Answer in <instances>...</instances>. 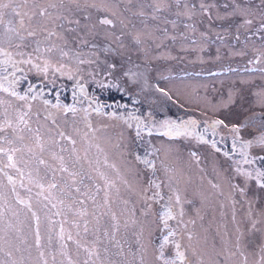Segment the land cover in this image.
Here are the masks:
<instances>
[{"label": "snow or ice", "instance_id": "snow-or-ice-1", "mask_svg": "<svg viewBox=\"0 0 264 264\" xmlns=\"http://www.w3.org/2000/svg\"><path fill=\"white\" fill-rule=\"evenodd\" d=\"M168 43L201 64L219 44L214 61L248 57L247 75L223 91L220 80L209 98L208 84L154 67L185 58ZM0 57L12 69L0 68V264H264V0H0ZM21 65L44 86L17 76ZM223 72L237 69L207 75ZM61 77L72 82L71 103ZM88 83L120 101L100 102ZM150 91L215 118H158L151 103L141 112L138 97ZM234 107L243 119L217 115ZM93 114L116 123L96 127ZM201 124L231 137L223 156L233 175L214 166L206 185L200 154L178 144L220 153Z\"/></svg>", "mask_w": 264, "mask_h": 264}, {"label": "rangeland", "instance_id": "rangeland-1", "mask_svg": "<svg viewBox=\"0 0 264 264\" xmlns=\"http://www.w3.org/2000/svg\"><path fill=\"white\" fill-rule=\"evenodd\" d=\"M193 2H198V0H193ZM218 3L222 4L224 0H217ZM169 19H175L174 16H169ZM183 23V22H180ZM169 30L173 34L179 35L182 28H177L173 30L171 26L169 25ZM243 39V37H242ZM220 46L219 44H212L203 55L205 56L206 60H209V57H212L213 60H210L208 63L201 64L199 62L193 63L196 59L197 53L195 52H181L179 43L173 45L171 43H168V49L172 52V55L178 56V57H185L184 59H177V60H158L155 62L154 67L158 69L159 72H163L164 75L174 78H181L183 77L185 82L192 85L193 87L198 86L200 84H208L209 87L207 89V95L209 98H212L217 95V92L214 89H220L221 86L219 84L220 80H224V88L221 89L226 90L228 83L231 80L239 79L240 77L246 76L247 74L243 72V68L245 66V62L248 59V57H236L232 59H224L218 62L214 61L215 56V50L216 48ZM83 51H87V49H84ZM221 51L223 52L224 49L221 47ZM249 56H251V51H249ZM103 58V57H102ZM135 59V57H133ZM0 59H3L0 57ZM231 66L232 68L237 69L236 73H229V72H223L222 75L218 77L208 76V71L213 72H221L222 67L227 68L228 66ZM22 67H25L24 73L17 72V76L21 75H27L28 81L31 83L37 85V87H43L44 84L42 83L43 77L41 75H38L35 70L28 72L27 66L21 65ZM7 67L8 71H12L10 66H5L0 64V68ZM86 67V66H85ZM201 73V75L197 76L196 73ZM7 74V73H5ZM187 74V75H186ZM58 75V74H57ZM89 78L85 76V80L87 81ZM46 82V81H45ZM153 83H160L161 86H166L164 81H158L153 80ZM257 83H259V80L257 78ZM57 85H67V88L62 91L61 93V100L65 103H71V88H72V82L67 81L66 78H59L57 80ZM214 86V87H213ZM26 82L23 86L22 90H26ZM57 91H61V88L58 87L56 89ZM87 91L94 96H98L100 102H107L112 103V98H115L116 101H120V93H118L116 90H112L111 93H108L107 91H100L97 89V87L92 84L88 83L87 85ZM0 95H4L3 93H0ZM200 95H205V89L200 88ZM157 94L150 92L144 93L142 97H138L142 100H144L143 107L141 108V112H143L146 108H148L149 104H153V108L156 109L159 113L158 118L167 115L171 116L172 118H182L187 119L188 117H193L199 121H204L208 119L209 117H214V114L212 112H208L207 115L202 114L199 108L194 103H186L183 108H181L178 104H174L170 101L166 102L164 100L157 101L156 99ZM47 98L51 99L52 97L49 95ZM82 99V98H81ZM127 99V98H125ZM250 100L251 97H248ZM153 101H156L153 103ZM77 107L79 108H87V101L84 102V104H78ZM132 105L130 104L129 108L131 109ZM106 111H111V109H106ZM120 111H125L124 109H120ZM234 114H239V118L243 119V109H240L238 107L232 108L228 112H222L217 115H219L221 118L227 117L229 120L235 121L237 119V116ZM92 123L94 126L99 127L101 124H111L116 123L115 121H110L105 117H99L93 114L91 117ZM69 124L71 125V120H69ZM76 127L83 130L84 129V123L77 118V124ZM69 131H71V128H69ZM111 131V129H109ZM199 133H202L206 136L208 139H216L219 143L218 146L221 147L222 151L220 153L214 152L213 149L209 145L205 144H197L195 140H184L183 142H178L179 147L181 148V151L187 155L189 151H197L200 156L203 159V162L201 164V167L205 169V185L207 179H212L215 176V172L213 171V167L215 166L217 169L224 171L228 175H233L231 168L229 167L232 163L230 160L225 158L223 156V151H229L231 148V137L224 131L218 130L215 137L212 136V129L209 128L207 132H204V125L201 124V126L197 130ZM224 136L225 139L223 142L221 141V136ZM245 137L247 138V133H244ZM167 139V138H165ZM154 142H159L154 141ZM66 143V142H65ZM95 149L93 148L91 150L90 155H95ZM233 159H240L238 155L234 156ZM193 177L194 181L198 183L199 180V174L196 169H193ZM6 182V181H5ZM233 182H236L235 179H233ZM195 186V185H194ZM253 191L255 189L253 188ZM22 192V190H21ZM23 194V192H22ZM191 198V197H190ZM58 219V218H57Z\"/></svg>", "mask_w": 264, "mask_h": 264}, {"label": "flooded vegetation", "instance_id": "flooded-vegetation-1", "mask_svg": "<svg viewBox=\"0 0 264 264\" xmlns=\"http://www.w3.org/2000/svg\"><path fill=\"white\" fill-rule=\"evenodd\" d=\"M26 89V88H25Z\"/></svg>", "mask_w": 264, "mask_h": 264}]
</instances>
